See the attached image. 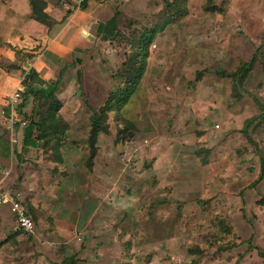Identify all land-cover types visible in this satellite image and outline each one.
<instances>
[{
    "label": "rangeland",
    "instance_id": "obj_1",
    "mask_svg": "<svg viewBox=\"0 0 264 264\" xmlns=\"http://www.w3.org/2000/svg\"><path fill=\"white\" fill-rule=\"evenodd\" d=\"M199 1L191 9L195 13L191 28L195 30L200 28L197 14L206 12L201 5L198 7ZM156 20L136 21L135 28ZM173 30L177 28L168 26L167 33H161L163 38L152 47L155 51L138 90L121 110V117L136 126L127 131L133 136L117 141L119 129L126 125L116 112H110V134L99 138V162L107 158L113 162L97 168L112 172L115 212L109 226L100 224L96 231V238L105 245H100L96 254L75 252L84 257H79L81 264H89L87 258L92 255L98 258L96 264H240L245 255L256 252L249 241L258 208L264 212V177L259 180L264 122L257 121L252 131L256 144L246 139L242 128L246 119L260 114L253 96L264 102V73L258 59L245 82L248 93L236 101L232 80L219 77L216 70L223 67L235 71L264 45V37L251 38L241 30L240 37H226L225 45L219 46L218 38L200 36L203 32L191 36L186 49L177 45V35L170 36ZM124 31L128 34L130 27ZM204 40L209 41L207 50ZM124 46L120 43L118 49L122 63ZM122 63L108 72L91 66L82 79L88 90L84 109L74 120L65 117L70 128H83L81 140L88 142L91 115L117 83L114 74ZM198 71L204 74L196 81ZM14 128L23 127L16 124ZM82 153L87 163L88 145ZM22 234L17 260L9 261L7 257L1 264H61L62 257L67 256L66 250L55 255L44 244H37L34 234ZM261 237L259 242L253 239V244H263V232ZM58 244L62 249L64 239L59 238ZM197 248L200 251L194 252Z\"/></svg>",
    "mask_w": 264,
    "mask_h": 264
},
{
    "label": "crops",
    "instance_id": "obj_2",
    "mask_svg": "<svg viewBox=\"0 0 264 264\" xmlns=\"http://www.w3.org/2000/svg\"><path fill=\"white\" fill-rule=\"evenodd\" d=\"M44 1L46 12L55 21L47 36L36 39L15 33L9 39L10 46L0 42V104L8 106L9 98L24 89L22 80L6 71L9 64L19 63L26 70L36 69L47 81L36 87L49 90L57 85L58 97L63 102L62 114L66 119L74 120L75 115L84 109V96L88 90L82 79L88 69L94 65L107 72L118 68L122 63L118 49L121 47L120 37L126 34L124 30L131 23L135 27L136 21L139 23L149 18L158 21L164 0H91L96 5L90 12L83 11L77 0ZM208 2L223 7L224 11L201 10L196 21L200 23L199 30L191 28L195 14L191 9H194L196 0H189L188 15L182 19L176 17L168 25L177 28L173 30L175 35H170H177V45L189 49L191 36L203 32L200 36L207 38L209 34L218 38L219 46L225 45L226 37H240L238 32L241 30L251 38L264 37V0H200L198 7L201 5L202 9ZM167 31L168 27L164 32ZM162 38L161 34L158 35L152 47H157ZM172 43L176 42L172 40ZM204 43L208 47L206 50L209 49V41L204 40ZM153 51L152 48L151 56ZM158 51L162 53L161 49ZM28 54L33 57L29 58ZM158 66L161 68L163 62ZM34 108V100L30 99L25 112L30 114ZM9 116L11 111L0 114V181L21 192L24 204L36 222L33 241L44 244L43 247L51 249L55 255H60L61 250L70 255V248L77 254L83 251L96 254L99 246L105 245V241L96 238V231L100 224L109 226L115 212L114 177L108 169H98L97 165H113L112 158L101 163L97 156L94 168L86 167L82 150L87 148L88 142L81 140L83 128H70V140L62 143L60 154L53 149H44L39 141L24 146V128H13ZM16 135L18 142L14 145ZM263 213L259 207L249 241L256 252L245 255L240 264H264L258 251L264 243L253 244V239L256 242L263 239L259 238L260 232L264 233ZM22 236L15 215L8 207H0V264L7 257L9 261L17 260ZM45 236L54 240L47 242ZM59 238L64 239L62 249L60 244L57 245ZM87 260L89 264H96L98 258L92 255Z\"/></svg>",
    "mask_w": 264,
    "mask_h": 264
},
{
    "label": "trees",
    "instance_id": "obj_3",
    "mask_svg": "<svg viewBox=\"0 0 264 264\" xmlns=\"http://www.w3.org/2000/svg\"><path fill=\"white\" fill-rule=\"evenodd\" d=\"M187 2L188 0H164V7L158 21L141 28H135L131 23L129 33L122 34L123 39L120 43L125 45V60L121 68L114 74L117 83L99 109L93 111L90 118L91 130L88 139L90 155L86 163L90 169L94 166L99 151L100 136L110 134L108 122L110 112H116L126 125L119 129L117 141L127 140L133 136L132 133L127 134V131L135 129L136 126L131 120L121 117V110L131 101L149 68L154 41L174 21L173 19L188 14ZM46 5L44 0H0V42L10 46L9 39L15 33L36 39L47 36L55 21L46 12ZM95 5V1L85 0L81 8L85 12H90ZM204 9L207 12L224 11L223 7L210 2L205 5ZM28 57L32 58L33 55L28 54ZM258 59L264 73V45L259 46L254 55L249 60L243 61L235 71H228L223 67L216 70L219 77L232 80V97L236 101H240L248 93L245 82L254 70ZM6 71L10 76L21 79L24 85L22 102L17 108L18 114L28 122L24 127V146L39 141L43 143L44 149H53L60 154V147L68 138L70 124L62 114L63 102L58 97L57 85L49 90L36 87V85L46 84L47 81L40 76L36 69L26 70L19 63L9 64ZM203 74L204 72L198 71L196 81L201 80ZM253 98L259 106L260 114L246 119L242 132L250 143L256 144L252 137V131L256 127L257 121L264 122V102L258 96L254 95ZM30 99L34 100L35 108L32 113L28 114L25 112V108ZM9 112L8 106L0 104V114ZM123 134L124 136H122ZM197 153L201 155L202 151L198 150ZM261 163L262 170L259 180L264 177V159H261ZM262 201L264 202V198ZM226 231L231 232L228 227ZM193 251H200V248ZM258 251L259 255L264 258V247L259 248ZM80 262L81 259L73 253L65 256L61 264H80Z\"/></svg>",
    "mask_w": 264,
    "mask_h": 264
},
{
    "label": "built area",
    "instance_id": "obj_4",
    "mask_svg": "<svg viewBox=\"0 0 264 264\" xmlns=\"http://www.w3.org/2000/svg\"><path fill=\"white\" fill-rule=\"evenodd\" d=\"M85 0H77L79 7ZM22 102V91H16L8 101V107L11 111L9 116L10 124L14 128L15 125L20 124L24 128L27 125V120L19 119L17 108ZM17 142L16 139L13 140ZM8 207L9 210L15 215L19 229L25 234H34L36 231V222L32 215L29 213L26 205L24 204L22 194L16 189H11L6 186L3 181H0V207Z\"/></svg>",
    "mask_w": 264,
    "mask_h": 264
}]
</instances>
